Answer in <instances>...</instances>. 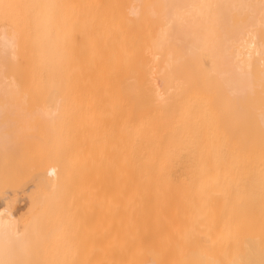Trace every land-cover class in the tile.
<instances>
[{"label":"bare ground","instance_id":"bare-ground-1","mask_svg":"<svg viewBox=\"0 0 264 264\" xmlns=\"http://www.w3.org/2000/svg\"><path fill=\"white\" fill-rule=\"evenodd\" d=\"M0 6V264H264V0Z\"/></svg>","mask_w":264,"mask_h":264},{"label":"rangeland","instance_id":"rangeland-1","mask_svg":"<svg viewBox=\"0 0 264 264\" xmlns=\"http://www.w3.org/2000/svg\"><path fill=\"white\" fill-rule=\"evenodd\" d=\"M0 6L3 7H9V2L8 0H0ZM0 26L1 27H10L11 23L9 22V20L7 18H3L0 20Z\"/></svg>","mask_w":264,"mask_h":264}]
</instances>
